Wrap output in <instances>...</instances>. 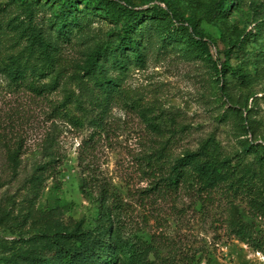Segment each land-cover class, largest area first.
Wrapping results in <instances>:
<instances>
[{
  "label": "rangeland",
  "instance_id": "374dc122",
  "mask_svg": "<svg viewBox=\"0 0 264 264\" xmlns=\"http://www.w3.org/2000/svg\"><path fill=\"white\" fill-rule=\"evenodd\" d=\"M19 1L0 5L15 11ZM166 1L205 30L211 55L186 41L164 49L155 35L146 66L111 71L123 80L109 102L79 66L89 47L120 27L102 14L91 15L86 40L66 46L61 68L38 62L43 73L36 77L48 87L41 92L2 71L1 60L20 47L0 45V256L41 230L93 225L104 193L122 208L115 219L122 241L151 264H264V251L228 229L232 211L223 191L168 181L176 159L209 138L247 162L256 157L248 146L264 147V30L257 18L264 0H241L226 15L223 0ZM132 2L142 10L167 5ZM226 60L240 73L221 76L215 66ZM236 204L241 221L264 238V219L246 199Z\"/></svg>",
  "mask_w": 264,
  "mask_h": 264
},
{
  "label": "trees",
  "instance_id": "16d2710c",
  "mask_svg": "<svg viewBox=\"0 0 264 264\" xmlns=\"http://www.w3.org/2000/svg\"><path fill=\"white\" fill-rule=\"evenodd\" d=\"M164 1L166 8L154 6L146 10L138 9L132 0H20L13 2L15 11L9 12L6 5H0V45L9 40L20 47L18 54L1 60L2 71L15 83L26 82L35 91L47 90L36 77L38 72L43 73L38 62L61 68L67 59L66 46L86 40L85 26L93 13L102 14L120 26L95 49L89 47L79 65L82 75L94 90L103 93L107 102L120 92L123 80L111 77V71L124 74L131 64L146 66L149 51L158 40L155 35L162 39L164 49L166 42L186 41L210 56V40L205 30L195 19L185 18ZM240 1L223 0L220 14L226 15ZM170 15L175 22L171 19L168 26L165 21ZM257 18L264 30V8ZM215 68L224 77L240 73L228 60ZM237 114L243 118L241 112ZM251 150L256 157L247 162L244 155L237 158L225 155L220 145L209 138L197 150L187 151L176 159L168 181L173 186L193 184L197 190L209 194L223 191L232 211L227 219L228 229L257 251H264V238L256 235L252 225L241 221L242 211L236 204L238 199H246L253 216L264 219V147L252 145L246 151ZM106 196L109 194L102 193L97 201L93 225L82 220L71 227L41 230L30 240L14 242L0 256V264H151L140 249L122 241V228L115 223L122 208L117 200L109 201ZM128 252L130 261L125 258Z\"/></svg>",
  "mask_w": 264,
  "mask_h": 264
}]
</instances>
